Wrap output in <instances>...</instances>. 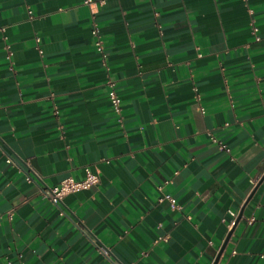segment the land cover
<instances>
[{
    "label": "crops",
    "instance_id": "crops-1",
    "mask_svg": "<svg viewBox=\"0 0 264 264\" xmlns=\"http://www.w3.org/2000/svg\"><path fill=\"white\" fill-rule=\"evenodd\" d=\"M219 254L264 264V0H0V264Z\"/></svg>",
    "mask_w": 264,
    "mask_h": 264
},
{
    "label": "built area",
    "instance_id": "built-area-1",
    "mask_svg": "<svg viewBox=\"0 0 264 264\" xmlns=\"http://www.w3.org/2000/svg\"><path fill=\"white\" fill-rule=\"evenodd\" d=\"M256 28H254V32H256ZM92 33L94 36L97 38L96 46L99 51L102 53L104 52V47H103V42L102 39H100L99 32L97 28H94ZM257 40H260V37H257ZM111 101L112 104L114 105V108L118 114L121 113V99L120 97L115 93H111ZM12 159L8 158L7 162L12 163ZM30 178L28 177V180ZM99 182L98 175L90 170V168H86V178L83 180H76L72 177L64 179L59 183L58 185H55L53 187L46 188L45 190L42 191L43 196L46 197L52 204L54 205H60L64 198L74 192L81 191V190H87L92 188L93 186L97 185ZM165 200H168L171 204L172 208H177V201L175 198H173L171 195H165L164 198ZM233 216H236L235 213L231 212ZM64 213L61 212V215ZM100 250L102 253L105 254V256L108 259L111 258V253L109 249L106 247H101Z\"/></svg>",
    "mask_w": 264,
    "mask_h": 264
},
{
    "label": "water",
    "instance_id": "water-1",
    "mask_svg": "<svg viewBox=\"0 0 264 264\" xmlns=\"http://www.w3.org/2000/svg\"><path fill=\"white\" fill-rule=\"evenodd\" d=\"M230 235H231V232L228 234L227 240L230 238ZM225 244H226V242H225ZM225 244H224V245H225ZM222 250H223V249H222ZM221 252H222V251H221ZM221 252H220V254H221ZM220 254L218 255V257H217V259H216V261H215L214 264L217 263V261H218V259H219V257H220Z\"/></svg>",
    "mask_w": 264,
    "mask_h": 264
}]
</instances>
